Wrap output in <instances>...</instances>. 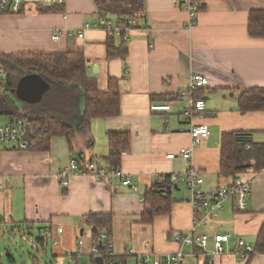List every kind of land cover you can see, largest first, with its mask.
Masks as SVG:
<instances>
[{
  "label": "crops",
  "instance_id": "crops-1",
  "mask_svg": "<svg viewBox=\"0 0 264 264\" xmlns=\"http://www.w3.org/2000/svg\"><path fill=\"white\" fill-rule=\"evenodd\" d=\"M139 1L144 18L138 22L139 29L126 33L124 58H107L109 35L94 25L101 18L115 23L117 17L102 15L94 0H66L52 13L0 14V55L80 50L87 75L96 80L98 90L105 92L111 78L117 80L120 93L118 116L92 119L88 131L72 138V148L61 136L53 137L46 151L21 150L14 143L0 142V228L42 226L53 243H60L56 246L61 254L75 250L82 240V260L89 262L91 235L85 217L112 214V251L121 258L128 253L126 263L135 264L136 257L175 252L178 246L173 235L188 234L196 218L201 220L197 234L231 236L225 253L214 258V264H264V253H255L246 261L236 256L237 240L256 246L264 223V172L249 169L235 177L219 172L224 134L236 133L244 142L264 143V110L241 112L238 105L244 91L264 88V39L250 38L247 31L250 12L264 10V0ZM188 4L199 8L197 22L190 29ZM58 31L62 36L53 40ZM70 31H84V37L68 36ZM193 73L208 79V86L199 91L205 102L203 118L190 121L182 115L183 101L173 102L171 113L150 111L151 104L176 98ZM11 83L9 76L3 80V84ZM56 90L66 101L60 113H53L76 121L83 112L81 92L64 86ZM75 97L76 106L72 103ZM191 125L207 126L208 137L195 146L190 162L179 156L167 159L166 155L191 145L189 135L179 132ZM109 131L129 134V148L120 151L117 170L129 177L133 188L116 187V178L105 182L90 173L71 176L63 188L58 174L71 160L81 169L95 163L108 170ZM190 165L201 172L203 189L209 193L236 177L250 181L246 211L236 212L227 201L221 212L203 219L205 212H194L187 190L177 183L169 196L175 201L169 214L144 222L146 190L160 177L183 174ZM184 252L183 264H206L201 251L186 247Z\"/></svg>",
  "mask_w": 264,
  "mask_h": 264
},
{
  "label": "trees",
  "instance_id": "trees-1",
  "mask_svg": "<svg viewBox=\"0 0 264 264\" xmlns=\"http://www.w3.org/2000/svg\"><path fill=\"white\" fill-rule=\"evenodd\" d=\"M100 13L104 16L115 15V24L127 27V21H136L135 29L139 28V20L144 18L143 3L139 0H94ZM56 8L39 10L38 13L56 12ZM250 38L264 39V10L251 11L247 26ZM115 36L109 35L106 42L107 58L127 56V45L120 39L115 43ZM0 68L12 79L11 84H0V120H23L36 132L27 142L26 150L46 151L53 137H64L71 147V140L76 133L88 131L92 119L111 118L119 114V88L116 79H108L105 92L98 90L94 78H89L85 67V58L80 50H68L64 53H24L0 55ZM28 73H34L43 78L49 85L79 89L83 97V112L81 117L72 122L71 118L61 117L44 110L21 108L18 104L14 89L18 80ZM200 92L197 93L199 97ZM66 95V94H65ZM67 96V95H66ZM65 97V96H64ZM167 99L162 100L165 102ZM241 112L264 110V88H251L244 91L238 98ZM74 120V119H73ZM109 152L105 158L108 171L120 168V151L129 148L130 139L126 132L109 131ZM15 149V148H14ZM221 160L220 175L235 177L249 169L260 171L264 166V143L256 144L243 141L236 133L224 134L220 143ZM78 162L81 160H77ZM79 162V163H80ZM171 185L169 176L160 177L148 188L144 195L145 210L142 220L151 223L155 216L167 215L175 202L170 196ZM90 229L91 245L98 247L101 260L109 261L107 243L112 239V214H90L85 217ZM105 235L99 241L100 234ZM41 239L39 243L43 245ZM255 250L264 253V223L258 234ZM90 264H96V258L88 256ZM12 262L11 254L7 257ZM117 258V257H116Z\"/></svg>",
  "mask_w": 264,
  "mask_h": 264
},
{
  "label": "built area",
  "instance_id": "built-area-1",
  "mask_svg": "<svg viewBox=\"0 0 264 264\" xmlns=\"http://www.w3.org/2000/svg\"><path fill=\"white\" fill-rule=\"evenodd\" d=\"M66 0H0V14H20L26 10H31V7H36L37 11L60 7L65 4ZM186 10L189 15V22L187 28L190 29L197 22V16L199 14L198 6L194 4H188ZM127 27H122L120 24L108 21L105 18H101L95 28L104 29L108 35L121 37L123 41H127L126 33L135 29L136 21L134 19L127 21ZM89 28L86 25L85 29ZM139 29V28H137ZM63 32L58 31L52 35L53 40H59ZM68 36H75L79 39L84 37V31H70L67 32ZM127 72V70H126ZM4 72L0 69V84L3 83ZM208 86V79L199 74L193 73L190 76L188 86L177 94V97H170L165 102L153 103L150 105V111L154 113H171L173 110L172 103L175 101H183L185 105L181 108V113L188 120L192 118H203L205 114V102L201 97L197 96V93ZM27 123L23 120L6 121L0 124V142H11L16 145L18 149H26L27 142L23 141V134L25 132V125ZM179 132L187 133L191 139V145L186 148H182L178 153H170L166 155L167 159H174L176 156L181 157L187 162H190L193 155L195 146L202 140H205L209 131L205 125H191L189 129H179ZM36 132L30 128V136L35 137ZM264 172V166L260 170ZM90 173L98 179H102L105 182H109L111 179L116 178L118 185L131 186L129 177L121 173L119 170L108 171L104 167H100L95 163H90L82 169L79 168L75 160H71L64 168L59 171L58 180L63 188H66L69 184L70 177L77 174ZM169 176V182L171 185L176 186L177 183L183 184L188 193V202L191 204L194 212L204 211L203 219H208L212 214L219 213L223 209V204L227 201H231L234 205L236 212H245L247 207V199L251 190V182L244 181L239 177H236L229 185L221 186L213 193H209L203 189L204 179L201 172L190 165L189 169L183 174H173ZM162 178H165L163 176ZM1 189V186H0ZM172 190V188H171ZM201 220L194 218L192 220V227L188 234H174L172 241L177 244L178 249L168 255H153L146 254L135 258V264H183L186 254L184 248L191 247L201 251V254L207 258L206 264H214V258L219 257L225 253L226 245L229 243L231 236L223 234H214L212 238L207 235H199L196 233ZM1 236V228H0ZM105 235L102 233L99 235V241H103ZM59 245L60 243H54ZM82 245L83 241L79 240L76 243L75 250H66L63 254L67 257L74 259L77 264H90L87 261L82 260ZM237 259L239 261H246L256 252L255 246L247 243L243 239L237 240ZM107 256L111 258L109 261H102V264H127L126 258L129 254L126 253L123 258L117 257L112 251V243H107ZM89 256L94 258H100L98 253V247L91 245L89 249ZM117 257V258H116Z\"/></svg>",
  "mask_w": 264,
  "mask_h": 264
},
{
  "label": "rangeland",
  "instance_id": "rangeland-1",
  "mask_svg": "<svg viewBox=\"0 0 264 264\" xmlns=\"http://www.w3.org/2000/svg\"><path fill=\"white\" fill-rule=\"evenodd\" d=\"M31 8L33 13H38L36 7ZM8 76L11 80L10 75ZM8 76L2 79H8ZM63 95L62 92L56 90L55 85L46 92L38 103L28 104L19 100L18 104L23 109H35V111L41 109L46 113L55 111V113H60L59 108L64 106L63 102L66 101ZM76 100L75 97L72 102L74 106H76ZM0 121L4 122V119ZM41 239L44 241L43 245L39 243ZM6 250L10 252L12 262L7 258ZM0 264H77V262L57 250L48 229L42 228V226L15 227V229L5 226L1 228Z\"/></svg>",
  "mask_w": 264,
  "mask_h": 264
},
{
  "label": "water",
  "instance_id": "water-1",
  "mask_svg": "<svg viewBox=\"0 0 264 264\" xmlns=\"http://www.w3.org/2000/svg\"><path fill=\"white\" fill-rule=\"evenodd\" d=\"M95 72L96 69H93ZM50 85L40 76L34 73H28L22 76L14 89L16 98L28 104H35L41 101L42 97L49 90ZM30 136V125H25V132L23 134V141L28 142ZM6 256L9 257L10 252L6 250ZM97 264H102L100 258L96 259Z\"/></svg>",
  "mask_w": 264,
  "mask_h": 264
}]
</instances>
